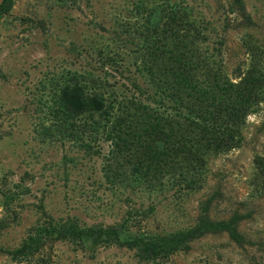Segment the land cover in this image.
I'll use <instances>...</instances> for the list:
<instances>
[{"label": "rangeland", "instance_id": "374dc122", "mask_svg": "<svg viewBox=\"0 0 264 264\" xmlns=\"http://www.w3.org/2000/svg\"><path fill=\"white\" fill-rule=\"evenodd\" d=\"M241 1L0 0V264H264V0ZM149 18L158 21L155 33ZM181 53L202 87L215 72L234 84L256 81L232 149L206 156L188 191L179 184V157L144 176L134 170L149 163L141 142L117 151L102 132L88 134L84 121L100 120V106L87 112L82 100L98 87L70 80L90 74L108 93L156 109L146 99L162 98L174 83L166 74L179 63L170 56ZM144 65L162 76L152 81ZM169 105L159 113L175 133L183 121ZM66 110L90 151L59 130L55 113ZM173 141L160 149L177 148ZM201 217L240 218L242 244L207 233L187 250L160 253L166 237L193 230ZM70 224L121 229V240L141 238L158 255L43 235L37 249L12 256L38 229Z\"/></svg>", "mask_w": 264, "mask_h": 264}, {"label": "trees", "instance_id": "16d2710c", "mask_svg": "<svg viewBox=\"0 0 264 264\" xmlns=\"http://www.w3.org/2000/svg\"><path fill=\"white\" fill-rule=\"evenodd\" d=\"M241 2V0H233V3L238 7L241 6ZM184 20L185 18L182 16L177 21L179 24H183ZM146 22L149 23L150 28L155 33L158 21L149 18ZM170 59L179 63L177 69H172L166 74V77L170 75L174 79V83L161 90L162 98L156 99V97L148 96L146 99V101L156 105V109L144 105L139 98L130 100L120 98L114 95V92L108 93L105 90L106 83L94 79L90 74L82 77L73 75L70 80L74 84H79L83 80L85 83L92 84V87H98V91L89 92L88 89L82 100L83 107L87 112L96 110V104L100 106V120L84 121L83 128L87 130L88 134L97 136L102 132L103 140L109 142L117 151L122 148L128 149L130 145L141 142V146L146 152H149L146 159L149 163L137 164L134 170L140 174L143 172L144 176L147 175L152 165L156 163L166 165L171 163V161H167L171 157L173 159L179 157L180 160L175 162L180 168L179 184L183 186V191H188L194 188L196 182L194 177L199 175L203 169L206 156L232 149L235 128L243 122V118L255 104L251 95L256 87V81L244 78L239 83L234 84L221 81L215 72L212 75L211 83L202 87L200 83H195L192 79L191 71H194L196 66L189 65L185 61V55L182 53L179 56L172 55ZM180 69L182 71L179 72ZM144 70L150 75L152 81L162 76V73H155L145 65L142 71ZM133 83L139 95H143L144 91L135 82ZM174 85L177 89L173 88ZM157 86L162 88L160 85ZM83 88L86 89L84 86ZM70 89L71 87L68 85L64 92L69 94L71 93ZM183 92L187 98L191 99L190 104L179 96ZM166 102L173 104L172 107L170 105L168 107L173 110L175 117L181 118L183 121V123L178 124L175 133L170 127L169 123L171 122L159 113V111L165 110ZM131 111L134 113H130ZM55 119L59 124V130L67 132L66 138L72 141L79 140L81 142L80 148L84 151L91 150L90 144L82 141L79 136L80 131L76 130L73 111H57ZM171 138L174 139L173 143H176L178 147L160 149V145H169ZM95 140L91 138L89 141ZM239 221L240 218L234 217L228 223L214 224L201 217L193 230L166 237L160 253L163 256H169L187 250L191 241L207 233L226 232L235 244L241 245L243 239L236 230ZM43 235L59 241L89 240L94 246L115 244L128 250L136 249L142 258H154L158 255L151 251L141 238L121 240V229L102 227L81 229L70 224L61 227L51 225L48 229H38L37 237H29L18 250L13 252L12 256L14 258L25 256L34 248L37 249Z\"/></svg>", "mask_w": 264, "mask_h": 264}]
</instances>
